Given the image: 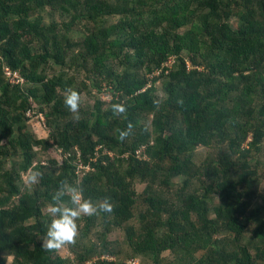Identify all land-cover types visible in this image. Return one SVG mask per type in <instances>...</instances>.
Instances as JSON below:
<instances>
[{
	"label": "trees",
	"instance_id": "obj_1",
	"mask_svg": "<svg viewBox=\"0 0 264 264\" xmlns=\"http://www.w3.org/2000/svg\"><path fill=\"white\" fill-rule=\"evenodd\" d=\"M45 10L59 21L44 26ZM5 67L24 84H8ZM91 87L108 101L80 103L76 120L64 94L81 102ZM263 142L264 0H0V264H72L42 248L65 180L114 205L77 221L75 263L116 255L105 235L122 229L131 255L153 264H264ZM29 168L42 176L25 187ZM134 182L146 183L141 197Z\"/></svg>",
	"mask_w": 264,
	"mask_h": 264
},
{
	"label": "clouds",
	"instance_id": "obj_2",
	"mask_svg": "<svg viewBox=\"0 0 264 264\" xmlns=\"http://www.w3.org/2000/svg\"><path fill=\"white\" fill-rule=\"evenodd\" d=\"M64 105L73 118L79 119L80 95L77 91L68 89L64 94ZM154 103H156L154 101ZM182 103V101H178ZM114 115L126 114V107L122 104L112 105ZM133 125L129 123L128 128L120 130L118 139L123 141L132 135ZM42 173L29 168L27 172L21 173V181L25 186L31 187L38 183ZM67 196L68 200L63 198ZM113 203L105 197L99 203L91 199H85L81 187L70 184L67 180L60 183L58 189L52 196V201L47 205L45 213L50 218L47 225L46 238L42 241V248L49 252L58 251L66 246L75 245L79 234L77 221L82 216H93L100 213H112Z\"/></svg>",
	"mask_w": 264,
	"mask_h": 264
},
{
	"label": "rangeland",
	"instance_id": "obj_3",
	"mask_svg": "<svg viewBox=\"0 0 264 264\" xmlns=\"http://www.w3.org/2000/svg\"><path fill=\"white\" fill-rule=\"evenodd\" d=\"M42 17H43L42 24L44 26H48L52 22V20H56V22H57L60 19L58 13L50 12L48 10H45L42 13ZM31 43H32V45H34L35 41L32 40ZM31 43H30V46H31ZM66 62H67V64H70V62L68 60ZM115 62L116 61L113 60L110 63H112V65L114 66ZM47 74L49 76L50 74H52V72L47 71ZM82 78L83 77L81 76L73 85L75 87H81L80 86V80H84ZM85 81L87 82V84L89 83L87 80H85ZM102 84H101L102 88H104L106 83L103 82ZM89 87L90 86H88V88ZM91 88L93 91L89 95L86 94V90L82 91V101L80 102L82 105L81 106L82 108H88V107L92 108L94 106V104L96 103L95 99H98L103 104L107 103V101H108V99L106 98V94H103V92H104L103 89H101V92L98 93L97 88H95V87H91ZM159 94H160V96H163L162 93H159ZM41 123H38V122L29 123V122H27V124H29L28 126L30 127V131L34 132L33 134H35L38 138L39 137L40 138H43V137L46 138L48 136V133H46L42 130ZM55 150H56L55 151L56 154L52 153L51 156H56V155L59 156L58 150H60V149L56 148ZM199 154L202 155V157H204L205 149L200 148ZM260 157L262 160L261 162L264 163V142H263V149L261 150ZM94 161L96 162L97 160H94ZM259 175L261 176V179H260V183L258 184L256 189L258 190V194L260 197H257V200H260L261 196L264 195V166H262V165H260ZM21 184H22V182H21ZM145 186H146V183L142 184V183L134 182L133 189L139 197L142 196V194H143L142 192H143ZM25 187H28V186H25ZM32 222H33V220H28L27 224H30ZM130 224L137 226V223L135 222V220H132L130 222ZM102 232H104V229L100 226H97L92 232V237L99 234V233H102ZM95 241L97 242L98 240H95ZM104 241L106 243H108V245H110L109 247L111 248V250H113L116 253V255H110V254L94 255V256L90 257V259H88L83 264H100V263H103V264H114V263L128 264V262L131 260L134 261L136 264H153L151 259L148 257H143V256H136L135 257V256L131 255V252H129V249H128L126 241H125L124 231L122 229H113L111 231H108L107 234L105 235ZM97 244H100V241H98ZM57 252H58L59 256L65 260H67L68 263L70 262L72 264H76V263L79 264L78 262H76V263L74 262L72 254L69 253L70 250L67 246L58 250ZM202 253L203 252H199L198 255H201ZM133 257H135V258H133ZM11 261H12V258L9 257L7 259V264H10Z\"/></svg>",
	"mask_w": 264,
	"mask_h": 264
},
{
	"label": "built area",
	"instance_id": "obj_4",
	"mask_svg": "<svg viewBox=\"0 0 264 264\" xmlns=\"http://www.w3.org/2000/svg\"><path fill=\"white\" fill-rule=\"evenodd\" d=\"M175 61V58H170L169 59V62L168 64H172L174 63ZM3 74L6 78V81L8 82V84H10L11 86H22L25 82V79L17 72V71H14L12 70L11 68L9 67H5L3 69ZM27 117L29 118L28 119V122L29 123H41V127H42V130L44 132H46V127H45V123H44V118L41 114H35L34 112L32 111H27L26 113ZM144 151H143V147H141L140 149H138L136 151V154H137V157L138 158H145V153L142 154ZM58 153H60V150H58ZM97 158V153L94 154V160H96ZM128 264H136L134 261H129Z\"/></svg>",
	"mask_w": 264,
	"mask_h": 264
}]
</instances>
